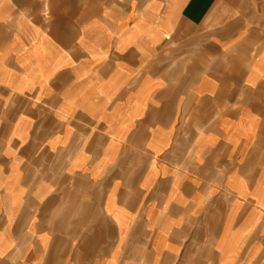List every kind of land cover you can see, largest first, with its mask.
Instances as JSON below:
<instances>
[{"label":"crops","instance_id":"crops-1","mask_svg":"<svg viewBox=\"0 0 264 264\" xmlns=\"http://www.w3.org/2000/svg\"><path fill=\"white\" fill-rule=\"evenodd\" d=\"M0 264H264V0H0Z\"/></svg>","mask_w":264,"mask_h":264}]
</instances>
